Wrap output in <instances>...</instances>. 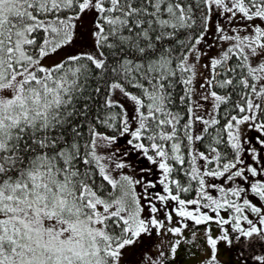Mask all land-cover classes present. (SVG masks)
<instances>
[{"label":"snow or ice","instance_id":"snow-or-ice-1","mask_svg":"<svg viewBox=\"0 0 264 264\" xmlns=\"http://www.w3.org/2000/svg\"><path fill=\"white\" fill-rule=\"evenodd\" d=\"M189 262L264 264V0H0V264Z\"/></svg>","mask_w":264,"mask_h":264},{"label":"rangeland","instance_id":"rangeland-1","mask_svg":"<svg viewBox=\"0 0 264 264\" xmlns=\"http://www.w3.org/2000/svg\"><path fill=\"white\" fill-rule=\"evenodd\" d=\"M257 251H260L261 250V248H259V246H258V244H257ZM233 256V252L232 251H230V250H224V254L222 255V260H224V261H229L230 260V258ZM189 264H192V262H189Z\"/></svg>","mask_w":264,"mask_h":264},{"label":"trees","instance_id":"trees-1","mask_svg":"<svg viewBox=\"0 0 264 264\" xmlns=\"http://www.w3.org/2000/svg\"><path fill=\"white\" fill-rule=\"evenodd\" d=\"M259 248H260V245L258 244ZM258 249V248H257Z\"/></svg>","mask_w":264,"mask_h":264},{"label":"flooded vegetation","instance_id":"flooded-vegetation-1","mask_svg":"<svg viewBox=\"0 0 264 264\" xmlns=\"http://www.w3.org/2000/svg\"><path fill=\"white\" fill-rule=\"evenodd\" d=\"M260 245V244H259ZM260 248H261V246H260Z\"/></svg>","mask_w":264,"mask_h":264}]
</instances>
